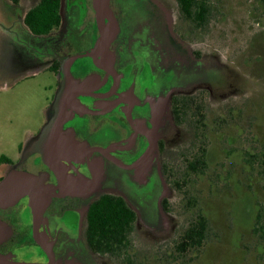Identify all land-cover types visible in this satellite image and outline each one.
I'll return each mask as SVG.
<instances>
[{"label": "rangeland", "instance_id": "rangeland-1", "mask_svg": "<svg viewBox=\"0 0 264 264\" xmlns=\"http://www.w3.org/2000/svg\"><path fill=\"white\" fill-rule=\"evenodd\" d=\"M209 1V22L203 29L180 20L185 24L184 30L180 29L183 45L179 36L176 43L164 25H156L157 11L149 0H112L113 16L124 12L128 18L120 19L122 31L113 45L118 59L131 53L130 46L147 20L155 39L165 51H176L177 60L188 57L198 64L207 62L218 73L207 114L209 169L206 175L191 180L184 198L162 179L169 213L162 209L161 221L154 227L140 216L130 244L134 264H264L263 233L257 224L258 219L264 222V173L260 166L264 162V6L259 0ZM0 23V157L17 160L20 147L29 154L46 121L57 82L50 72L25 78L19 75L18 41L23 31L13 21H3L1 12ZM169 119L171 123L167 115L165 120ZM76 123L72 126H83ZM160 137L169 153L177 154L187 144L188 135L183 128L164 123ZM152 161L159 172V156ZM133 189L131 200L141 204L149 192L139 197L135 192L139 189ZM185 198L197 200L195 209L209 220L210 236L200 253L173 262L168 243L177 238L181 222L194 214L185 210L189 201ZM81 263L120 264L87 251Z\"/></svg>", "mask_w": 264, "mask_h": 264}, {"label": "flooded vegetation", "instance_id": "flooded-vegetation-1", "mask_svg": "<svg viewBox=\"0 0 264 264\" xmlns=\"http://www.w3.org/2000/svg\"><path fill=\"white\" fill-rule=\"evenodd\" d=\"M22 1L0 0L1 17L3 21L11 19L12 24H18L20 31L30 30L25 19L31 10L25 12ZM149 1L157 11L154 15L158 20L156 25H164L174 42L177 43L179 36L178 40L184 45L180 31L184 30L185 24L193 27L194 24L185 20L178 0ZM63 8L65 24L61 19L57 29L41 36H50L65 29L69 39L66 54L90 53L100 38L91 0H61L60 11ZM120 13L114 15L119 34L122 31L120 19L125 18L124 12ZM22 15H25L24 21L21 20ZM138 36L130 46L131 53L125 52L128 57L124 60L116 56L119 53L113 46L115 38L104 60L99 57L95 64L92 58H87L90 63L87 71L79 60L71 65V73L76 78L82 81L89 76L94 78L77 91L76 100L96 114H75L74 121L83 124L77 140L85 157L83 162H76L71 156L61 161L68 176L66 184H60L54 165L45 164L37 152L25 157V150L20 147L19 159L0 157V183L12 172H26L46 174L45 185L55 188L57 194L61 193V187L64 188L63 196L52 198L44 207L37 230L29 197L7 208L0 206V264H82L86 251L102 256L90 250L86 228L90 206L103 195L122 197L137 213V225L140 216L153 227L161 221L160 212L162 209L165 212L162 179L169 186L163 173V163L169 151L166 141H161L162 125L168 123L181 129L173 117L177 96H195L205 92L210 106L211 89L218 82V73L207 62L198 64L188 57L177 60L174 57L176 51H165L158 43L152 23L150 25L147 20L141 25ZM65 60L66 57L61 59L62 62ZM167 115H170L171 123L170 119L169 122L165 120ZM152 145H155V151L145 161ZM156 154L161 163L159 172L152 161ZM99 171L103 172L102 177L95 181ZM81 182L93 185L86 187ZM133 186L139 189L135 191L139 197L149 192L148 197L141 199V204L131 200ZM144 187L147 191L143 190Z\"/></svg>", "mask_w": 264, "mask_h": 264}, {"label": "trees", "instance_id": "trees-1", "mask_svg": "<svg viewBox=\"0 0 264 264\" xmlns=\"http://www.w3.org/2000/svg\"><path fill=\"white\" fill-rule=\"evenodd\" d=\"M264 6V0H259ZM61 0H41L26 16L25 23L35 35H45L61 24ZM185 20L203 29L210 15L209 0H178ZM205 92L195 96H177L173 104V117L177 125L187 131V144L177 152L169 153L163 163V173L173 192L187 196L191 180L206 175L209 166V112ZM170 152V151H169ZM264 159V156L263 158ZM263 163V164H261ZM264 173V162H261ZM185 200H189L185 198ZM168 210V200L163 201ZM198 208L195 199L187 201L185 210L194 214L181 222L177 238L168 243L169 258L173 262L185 260L189 254L200 253L210 236V223ZM191 210V211H190ZM263 220V219H262ZM138 222L135 210L122 198L103 195L89 208L86 239L90 250L107 256L120 264H134L130 259V236ZM257 224L264 239V222Z\"/></svg>", "mask_w": 264, "mask_h": 264}, {"label": "water", "instance_id": "water-1", "mask_svg": "<svg viewBox=\"0 0 264 264\" xmlns=\"http://www.w3.org/2000/svg\"><path fill=\"white\" fill-rule=\"evenodd\" d=\"M94 10L97 18V25L100 31V38L97 43L96 50L94 51L92 56L94 59L101 57L104 60V56L109 53V47L111 43L116 38L118 33V28L116 25L115 18L111 12L110 1L111 0H92ZM108 21V23H106ZM101 52V53H100ZM87 86V81L85 82H77L74 87L75 89L81 90ZM79 93L76 92L67 97L66 93L62 96L63 104L66 108V117H71L73 114L79 115H88V114H96L94 111H91L87 108H84L81 104L76 100V95ZM74 103V105H72ZM71 104V105H70ZM70 113V115H68ZM58 122H54L51 127L44 130L38 139L31 147L29 148V154L38 152L42 156V160L45 164L51 166L54 165L56 168L54 171L59 177L60 184L64 185L68 182V176L66 173L65 167L61 164V161L64 159L65 161L69 156H71L72 160L76 162H83L85 155L82 152L81 145L75 143L73 137L65 136L61 133V131L57 130ZM56 137L57 141L54 145L52 142L51 145V137ZM70 141L71 147H67L65 142ZM79 147L81 149H79ZM155 145H152L151 150L145 156V161L149 158L151 154L155 151ZM84 150V149H83ZM26 151V150H25ZM25 153V152H24ZM28 154V155H29ZM25 153V157L28 156ZM65 156V157H63ZM63 160V161H64ZM68 162V161H67ZM52 167V166H51ZM134 168V167H132ZM102 171H99L98 174L95 175V181L100 180L102 177ZM47 176L46 174H29L26 172H12L10 173L5 180L0 183V206L3 208L10 207L18 201H20L24 197H29L30 199V207L33 212L34 225L37 230L40 220L42 219V212L44 211V207L49 204L50 200L54 197H60L64 194V188L61 187V193L57 194L56 189L50 186L45 185V180ZM88 182V181H87ZM83 186H91L87 183L81 182ZM94 185L97 184L94 182ZM82 186V187H83ZM81 187V188H82ZM96 189V188H95ZM52 259V256L50 257Z\"/></svg>", "mask_w": 264, "mask_h": 264}, {"label": "crops", "instance_id": "crops-1", "mask_svg": "<svg viewBox=\"0 0 264 264\" xmlns=\"http://www.w3.org/2000/svg\"><path fill=\"white\" fill-rule=\"evenodd\" d=\"M40 2L41 0H23L22 6L25 12H27L38 6ZM91 2L93 6V1L91 0ZM60 15L62 24H65L64 8L60 11ZM24 17L25 15H22V21H24ZM10 20L11 19L7 21ZM22 33L23 35L19 37L20 40L18 41V43L20 44L19 61L22 68V72H20L19 75L25 78L28 76H35L38 74L41 75L42 73L50 72V74L53 75L54 80L57 82L55 85L53 99L46 110V121L39 131V134L36 135L37 138H35L33 144L38 141L40 134L44 130H47V128L51 127L52 124L56 121L58 122V131H61V133L65 136L73 137L75 143L81 144L79 140H77L78 132H81V127L75 128L72 126V123H76L79 121H74V117L76 116L75 114H73L69 118L66 117V108L63 104V99L61 100V98L65 93L67 97L71 96L73 93L75 95L77 90H74V85L77 82L93 81L94 78L92 76L87 77L84 81H82L80 78H76L77 76L71 73V65L75 62V60H79L81 58L82 60L80 62L85 65V71H87L88 67L90 66L87 58H92L94 63L97 64V58L94 59L90 55L94 54L99 39L95 42V45L90 53L78 55L76 54V52H73V56H69L70 52L66 54L65 50L69 43V39L67 37L65 29H60L50 36L34 35L29 29H25ZM63 57H66V60L62 62L61 59ZM56 59L58 60L55 62ZM68 115H70V113H68ZM75 119H77V117ZM51 138V145L52 142H54L55 145L57 141L54 140H56L57 138L54 136ZM63 142H65V145L69 148L71 147V144H73L68 140ZM23 155L25 156L24 152ZM37 155L41 156V154L38 152Z\"/></svg>", "mask_w": 264, "mask_h": 264}, {"label": "bare ground", "instance_id": "bare-ground-1", "mask_svg": "<svg viewBox=\"0 0 264 264\" xmlns=\"http://www.w3.org/2000/svg\"><path fill=\"white\" fill-rule=\"evenodd\" d=\"M161 115V114H160ZM90 150V149H89ZM130 169V168H129ZM1 227H2V225H1ZM3 228V227H2ZM6 229V228H5ZM7 230V229H6Z\"/></svg>", "mask_w": 264, "mask_h": 264}]
</instances>
